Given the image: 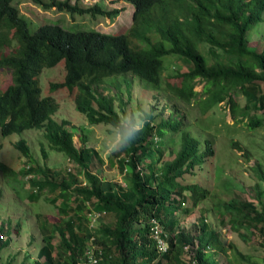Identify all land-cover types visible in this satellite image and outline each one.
Returning <instances> with one entry per match:
<instances>
[{
    "label": "trees",
    "instance_id": "trees-1",
    "mask_svg": "<svg viewBox=\"0 0 264 264\" xmlns=\"http://www.w3.org/2000/svg\"><path fill=\"white\" fill-rule=\"evenodd\" d=\"M31 1L73 17L116 18L121 13L104 10L99 4L86 7L79 0L74 4L71 0ZM113 1L134 8L131 27L119 35L71 31L54 24H41L33 31L15 6L16 0H0V69L11 72L9 84L0 89V135L44 129L50 148L77 165L75 173L71 168L42 167L23 139L17 143L28 158L23 170L16 173L0 161L5 174L30 177L33 200L38 198V191L48 190L53 195L51 203L59 211L57 220L47 217L40 222L43 245L33 264H221V256L227 264H242L239 256L233 255V260L227 256L229 247L207 222L200 206L214 199L200 173L216 155L213 138H194L185 116L171 110L165 116L164 107L159 113L152 109L149 124L136 139L110 156L122 182L101 179L91 170L98 155L88 147L83 130L82 147L78 148L70 122L54 118L59 103L54 96L44 94L41 74L64 62V81L51 83L49 91L62 88L76 92L75 107L91 126L106 124L115 129L127 113L125 104L117 95L100 92V87H115L123 95V84L132 89L128 78L132 75L162 90L168 60L179 58L187 63L188 70L177 74L186 85L177 92L178 99L186 103L197 100L203 113L226 102L235 124L245 123L244 128L253 132L264 126V117L259 115L264 113V48L250 45L248 34L264 23V0ZM199 82L205 83L202 92L196 91ZM239 95L245 98L244 106L236 100ZM230 146L251 161L250 151L239 140L233 138ZM43 154L47 158L45 151ZM251 168L258 203L219 199L214 211L227 215L235 230L246 229L248 234L264 239V166L258 161ZM225 189L235 191L229 183ZM187 202H191L192 210L204 211L194 226L195 234L182 229L176 216ZM192 210L187 209L186 216ZM91 213L102 214L95 224ZM108 215L110 220L101 223ZM155 223L167 244L165 252L154 237ZM9 243V237L0 235V259ZM90 249L92 259L86 256Z\"/></svg>",
    "mask_w": 264,
    "mask_h": 264
},
{
    "label": "rangeland",
    "instance_id": "rangeland-1",
    "mask_svg": "<svg viewBox=\"0 0 264 264\" xmlns=\"http://www.w3.org/2000/svg\"><path fill=\"white\" fill-rule=\"evenodd\" d=\"M76 1L71 0L72 4ZM79 1L86 7L99 4L104 10H120L121 13L116 18L102 15L97 17L76 15L73 17L70 13L59 12L55 8L45 9L34 4L31 0H16V4H14L19 8L33 31H36L41 24H54L71 31L96 30L119 35L125 33L133 23L134 8L129 3L113 0ZM248 38L250 45L258 47L259 50L263 49L264 23L253 28L249 32ZM166 66L167 71L164 75L162 90L153 89L129 75L132 89H128L123 84L121 87L123 95L119 94L115 87L106 89L104 85L100 87V92H104L105 95H117L123 100L127 113L136 112L140 115L142 110L147 109L149 113L155 108L159 113L164 107L163 115L168 116L169 110L174 111L176 115L185 116L186 127L192 132L194 138L204 139L207 136L213 138L216 155L204 165L205 169L200 173L203 175L201 176L203 183L211 188L214 199L200 205L205 213L200 208L192 210L191 202H187L181 211H177L176 216L180 219L182 229L195 234L197 230L194 226L200 223L201 215L204 213L207 222L217 231L221 241L229 247L227 255L229 258L235 255L240 257L242 264H261L264 261V239L259 235L248 234L246 229L235 230L230 224L228 216L214 211V206L219 199L230 201L236 198L258 203L259 197L254 188L256 176L251 167L255 166L258 161L262 162L264 166V126L250 132L244 128L245 123L235 124L226 102L207 113L201 111L197 100H193L191 103L182 102L176 94L185 89L186 85L181 77H177V74L186 72L188 65L179 58H171ZM65 75L64 62L55 68H46L41 74V87L44 94L54 96L59 103V111L54 118L58 122L64 120L70 122V126L75 132L74 141L78 148L82 147L80 136L83 130L88 147L94 148L98 155L91 165V170L94 173H97L101 179L121 183L122 175L117 164L112 165L110 160V156L116 151L108 152L103 147V142L111 136L114 128L106 124L91 126L86 117L79 113L75 107L74 95L76 92L72 94L62 88L55 92L49 91L50 84L61 83L64 81ZM10 80L11 72L7 69H0V89H4ZM120 81H122L121 78ZM204 87L205 83L199 82L196 85V91L202 92ZM199 99H203V97H199ZM236 100L241 106L245 105L246 101L242 95L237 96ZM119 102L117 100L116 105L121 113ZM259 115L264 117V113H259ZM233 138L239 140L241 146L250 151L252 157L250 162L246 160L242 152L234 150L230 146ZM22 139L29 147L34 161L40 166H47L51 170L71 168V171L75 173L73 169L77 165H74L63 153L53 151L45 139V130L38 128L21 135L14 134L6 137L0 135V144L2 145L0 161L11 167L16 173L23 170L26 166L25 161L28 159L17 145ZM43 150L47 153V158L44 157ZM99 158L103 161L99 162ZM193 176L191 175L192 178ZM29 178L22 174L13 177L0 170V231L1 229L5 230L0 235L3 234L10 238L9 245L2 250L0 259L2 264H7L10 261L11 264H33L43 245L39 230L40 222L47 217L52 221L59 217L58 209L51 203L53 195L48 190L38 191V198H34L36 200L31 198L34 190ZM225 183L234 187L233 193L236 192V194L233 195L232 192L225 189ZM261 200H264V195ZM258 205L261 207L260 204ZM187 209L192 210L189 216H186L185 213ZM109 220L110 215L104 217L101 223ZM55 243L57 244L58 241ZM188 258L189 255L186 256V260ZM234 258L233 256L232 260ZM243 258L245 259L243 260ZM221 262V264H227L224 256H221Z\"/></svg>",
    "mask_w": 264,
    "mask_h": 264
},
{
    "label": "clouds",
    "instance_id": "clouds-1",
    "mask_svg": "<svg viewBox=\"0 0 264 264\" xmlns=\"http://www.w3.org/2000/svg\"><path fill=\"white\" fill-rule=\"evenodd\" d=\"M147 124H149L147 109L140 112V115L126 113L124 119L120 121L119 126L116 127L111 136L103 142L104 150L112 152L130 145Z\"/></svg>",
    "mask_w": 264,
    "mask_h": 264
},
{
    "label": "built area",
    "instance_id": "built-area-1",
    "mask_svg": "<svg viewBox=\"0 0 264 264\" xmlns=\"http://www.w3.org/2000/svg\"><path fill=\"white\" fill-rule=\"evenodd\" d=\"M102 216V214L101 213H91L90 214V218H91V220H92V222H93V224H95V222H97V220L100 218ZM154 237H155V239L157 240V244H158V247H159V249L162 251V252H165V251H167V244H166V242L161 238V229H160V227H159V224H157V223H155V227H154ZM86 256H89V259H92V256H93V252H92V250L90 249V250H88L87 251V255ZM93 262L94 263H96L97 261H96V259L94 260L93 259ZM79 264H87V263H85L84 261L83 262H80Z\"/></svg>",
    "mask_w": 264,
    "mask_h": 264
}]
</instances>
